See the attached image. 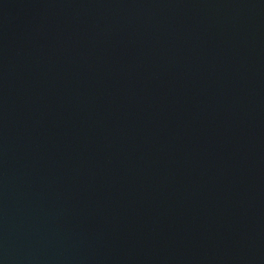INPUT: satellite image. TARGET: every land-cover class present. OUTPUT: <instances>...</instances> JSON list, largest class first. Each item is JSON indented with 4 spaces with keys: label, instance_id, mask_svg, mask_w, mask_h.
<instances>
[{
    "label": "water",
    "instance_id": "obj_1",
    "mask_svg": "<svg viewBox=\"0 0 264 264\" xmlns=\"http://www.w3.org/2000/svg\"><path fill=\"white\" fill-rule=\"evenodd\" d=\"M0 264H264V0H0Z\"/></svg>",
    "mask_w": 264,
    "mask_h": 264
}]
</instances>
